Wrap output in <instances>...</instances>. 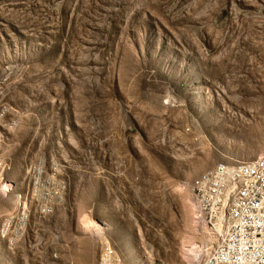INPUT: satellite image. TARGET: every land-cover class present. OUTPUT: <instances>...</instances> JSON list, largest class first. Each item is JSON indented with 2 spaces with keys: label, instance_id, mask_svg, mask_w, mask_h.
Returning a JSON list of instances; mask_svg holds the SVG:
<instances>
[{
  "label": "rangeland",
  "instance_id": "374dc122",
  "mask_svg": "<svg viewBox=\"0 0 264 264\" xmlns=\"http://www.w3.org/2000/svg\"><path fill=\"white\" fill-rule=\"evenodd\" d=\"M261 155L264 0H0V228L54 204L0 264H195L188 184Z\"/></svg>",
  "mask_w": 264,
  "mask_h": 264
},
{
  "label": "built area",
  "instance_id": "2783aa9c",
  "mask_svg": "<svg viewBox=\"0 0 264 264\" xmlns=\"http://www.w3.org/2000/svg\"><path fill=\"white\" fill-rule=\"evenodd\" d=\"M42 178L56 185L54 196L57 195L61 183L57 182L56 176ZM39 181L40 177H37L35 182ZM193 189L198 192L204 206V223L213 225L220 222L225 227V234L208 257L200 255L199 246L194 248L195 263L264 264V166L232 172L217 165L214 178L202 181ZM53 209V198L46 197L45 206H37L36 202L31 210H24L21 217L8 220L5 232L7 227H14V231H19V241L4 244L5 247L16 248L25 239L33 210L45 217L52 214ZM98 264L125 263L111 244H105L100 248Z\"/></svg>",
  "mask_w": 264,
  "mask_h": 264
},
{
  "label": "bare ground",
  "instance_id": "6f19581e",
  "mask_svg": "<svg viewBox=\"0 0 264 264\" xmlns=\"http://www.w3.org/2000/svg\"><path fill=\"white\" fill-rule=\"evenodd\" d=\"M262 166H264V155L262 157L258 158L257 160L252 161V162L236 163V164H231V165L230 164L220 165L219 168L227 169L228 171H232V172H242V170H251L252 168H258V167H262ZM215 168L209 170L208 172L203 174L201 177H199L195 181L188 184V189H189L190 194H191L192 203H193V206L195 208L194 209L195 215H196L195 220L198 223L199 230L202 232L201 236H202L203 242L205 243L204 247L199 252L200 255H202L203 257H208L209 254L213 251L215 245L221 240V238L225 234V227L220 222L213 224V225L204 223V206H202V203L199 200L198 192H195V190L193 188H196L197 185L201 184L202 181L207 180L208 178H214V169ZM6 185H4L0 189L1 196H6L10 191ZM24 210H28L26 202H24L23 204L20 203L19 209H17L15 212L8 215L3 221V224L0 228V238L4 242H6L7 244H13L16 241H19V231H14V227H7V231L5 232L6 223L8 222V220H14V217H21L24 214ZM91 227L96 229L99 227V225L98 224H92ZM99 229H100V227H99ZM102 230H103V228H102ZM105 244H107V243L101 244V247ZM107 245H109V244H107ZM193 263H195V262H193ZM191 264H192V262H191Z\"/></svg>",
  "mask_w": 264,
  "mask_h": 264
}]
</instances>
